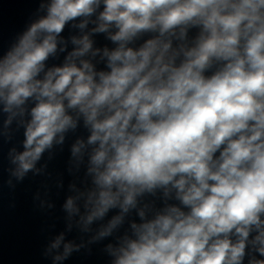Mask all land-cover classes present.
I'll return each instance as SVG.
<instances>
[{"label":"clouds","instance_id":"obj_1","mask_svg":"<svg viewBox=\"0 0 264 264\" xmlns=\"http://www.w3.org/2000/svg\"><path fill=\"white\" fill-rule=\"evenodd\" d=\"M21 129L13 189L72 137L51 264H264V0H39L0 50V144Z\"/></svg>","mask_w":264,"mask_h":264},{"label":"water","instance_id":"obj_2","mask_svg":"<svg viewBox=\"0 0 264 264\" xmlns=\"http://www.w3.org/2000/svg\"><path fill=\"white\" fill-rule=\"evenodd\" d=\"M38 2L39 0H0V50H6L15 34L35 15ZM65 35H68L67 30ZM96 40L99 45L107 43L103 36H97ZM22 131L21 129L15 134L11 144H0V264H51L50 258L43 256V250L48 241L65 228L61 205L68 194V184L77 180V177L67 171L68 144L72 137L63 151L57 150L54 159L48 162L50 176L34 177L30 173L13 189L7 184V151L13 144L20 146ZM78 134L86 133L81 129ZM79 178H83V172L79 174ZM61 179L64 187L57 188L56 181ZM45 191L55 204L53 209H40L39 202L34 199L37 192L43 195ZM78 236L74 231L68 238ZM106 261L102 245H93L90 254L86 250L74 253L65 264H106Z\"/></svg>","mask_w":264,"mask_h":264}]
</instances>
